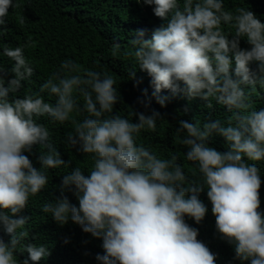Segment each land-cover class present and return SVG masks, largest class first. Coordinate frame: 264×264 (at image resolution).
I'll use <instances>...</instances> for the list:
<instances>
[{
    "label": "trees",
    "instance_id": "16d2710c",
    "mask_svg": "<svg viewBox=\"0 0 264 264\" xmlns=\"http://www.w3.org/2000/svg\"><path fill=\"white\" fill-rule=\"evenodd\" d=\"M0 264H264V0H0Z\"/></svg>",
    "mask_w": 264,
    "mask_h": 264
}]
</instances>
